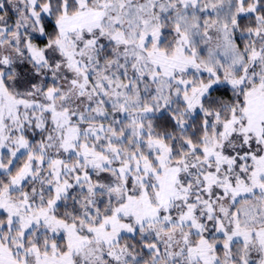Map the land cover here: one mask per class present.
Here are the masks:
<instances>
[{"label":"snow or ice","instance_id":"obj_1","mask_svg":"<svg viewBox=\"0 0 264 264\" xmlns=\"http://www.w3.org/2000/svg\"><path fill=\"white\" fill-rule=\"evenodd\" d=\"M0 264H264V0H0Z\"/></svg>","mask_w":264,"mask_h":264}]
</instances>
